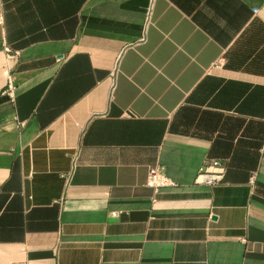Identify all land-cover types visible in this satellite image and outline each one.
<instances>
[{"label": "crops", "instance_id": "0c3cea01", "mask_svg": "<svg viewBox=\"0 0 264 264\" xmlns=\"http://www.w3.org/2000/svg\"><path fill=\"white\" fill-rule=\"evenodd\" d=\"M149 3L0 0V264H264V0Z\"/></svg>", "mask_w": 264, "mask_h": 264}, {"label": "built area", "instance_id": "2783aa9c", "mask_svg": "<svg viewBox=\"0 0 264 264\" xmlns=\"http://www.w3.org/2000/svg\"><path fill=\"white\" fill-rule=\"evenodd\" d=\"M154 0H150V3L146 9V15H145V25H144V31L146 29V25L149 22V18L151 15L152 10V4ZM4 51L7 55H14L16 52L11 51V49L4 45ZM118 66V61H116L114 65V69L112 71V74H115ZM14 89L15 86L10 78V76L7 77V82L4 90L2 93L6 94L10 100H13L14 98ZM127 115H130L129 113H126ZM226 171V164L224 160L212 158L206 161L203 164V167H200L195 182L199 184H206V185H215L222 181L224 174ZM256 171H252L249 174V184L251 186H254L255 180H256ZM68 178V176H66ZM147 185L151 187L154 192H157L161 188L164 187H174L177 186L176 182L170 179L164 169L161 166H153L149 169L148 178H147Z\"/></svg>", "mask_w": 264, "mask_h": 264}, {"label": "rangeland", "instance_id": "374dc122", "mask_svg": "<svg viewBox=\"0 0 264 264\" xmlns=\"http://www.w3.org/2000/svg\"><path fill=\"white\" fill-rule=\"evenodd\" d=\"M6 82H7V79H6ZM5 86H6V84H5ZM5 88V87H4ZM4 88L2 89V91L4 90Z\"/></svg>", "mask_w": 264, "mask_h": 264}]
</instances>
